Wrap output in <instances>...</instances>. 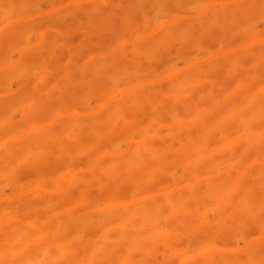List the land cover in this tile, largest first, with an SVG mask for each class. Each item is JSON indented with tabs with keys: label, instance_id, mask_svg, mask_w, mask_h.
Instances as JSON below:
<instances>
[{
	"label": "rangeland",
	"instance_id": "obj_1",
	"mask_svg": "<svg viewBox=\"0 0 264 264\" xmlns=\"http://www.w3.org/2000/svg\"><path fill=\"white\" fill-rule=\"evenodd\" d=\"M0 264H264V0H0Z\"/></svg>",
	"mask_w": 264,
	"mask_h": 264
}]
</instances>
